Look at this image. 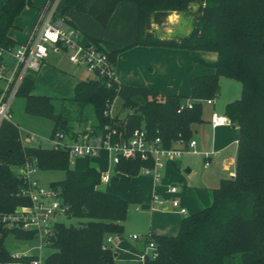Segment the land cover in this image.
I'll use <instances>...</instances> for the list:
<instances>
[{
    "label": "trees",
    "instance_id": "trees-1",
    "mask_svg": "<svg viewBox=\"0 0 264 264\" xmlns=\"http://www.w3.org/2000/svg\"><path fill=\"white\" fill-rule=\"evenodd\" d=\"M33 0H5L0 5V44L6 48L18 43L9 35L16 18ZM120 2H132L137 10V37L129 45L109 51L116 65L120 52L134 45L185 49L193 63L201 62L213 69L190 78V95L167 93L148 85H132L103 76L79 79L71 97H62L55 111V97L34 92L35 82L24 79L18 95L26 99V112L49 118L53 135L62 131L70 136L77 132L94 134L111 130L112 137L127 138L134 129L145 128L150 138L160 136L170 147L179 134L188 142L193 126L203 120V100L217 98L221 76L242 85L239 97L225 105L224 112L239 128L235 175L223 178L213 189L211 205L183 217L174 235L146 234L147 245L154 242L155 257L145 255L141 264H264V0H95L84 7L80 0H66L55 13L64 23L77 27L65 17V11L78 6L92 14L103 26ZM190 14V31L182 36H160L153 25L155 11ZM80 29V28H79ZM81 30V29H80ZM82 32L86 42L100 41ZM214 51L217 59L207 62L196 51ZM121 98L123 116L109 113L115 97ZM188 99L192 108L178 112ZM93 115V128L77 130L75 121L84 112ZM144 123V126L142 125ZM77 131V132H76ZM64 148L34 146L24 143L12 120L0 124V212L13 211L28 203L18 195L23 180L15 168L36 160L38 169H62L64 178L52 182L68 206L65 216L76 224L58 221L49 245L54 251L46 264H115L112 246L103 248L106 237L123 230L130 200L99 188L101 171L89 165L85 170L69 166ZM150 161L122 158L116 170L135 175ZM32 237L34 231L0 222V261L29 262L32 254L14 255L5 245V236Z\"/></svg>",
    "mask_w": 264,
    "mask_h": 264
},
{
    "label": "rangeland",
    "instance_id": "rangeland-1",
    "mask_svg": "<svg viewBox=\"0 0 264 264\" xmlns=\"http://www.w3.org/2000/svg\"><path fill=\"white\" fill-rule=\"evenodd\" d=\"M5 0H0L1 3ZM48 0H33L31 4H28L21 14L16 18L15 25L9 30V35L17 42L22 43L28 39V36L31 33L40 11L45 7ZM84 7L91 5L95 0H80ZM121 3V2H120ZM114 8L107 25H101L95 17L86 12L82 11L78 6L74 5L66 9L65 16L72 21L76 26L80 24L85 25L92 30L96 31L98 34L102 32H110L111 30L116 31L119 29L120 24H115L116 21L122 20L119 16V4ZM66 0L61 1V7L64 8ZM119 11V12H118ZM137 16V15H135ZM129 19V18H125ZM134 26L137 24V17L133 19ZM66 27H72L64 23ZM192 25V18L190 14L184 12L172 11L171 16L168 18V21L163 25H155V29L159 35L165 36H182L187 34ZM78 27V26H77ZM93 27V28H92ZM101 42V41H100ZM104 44V43H103ZM107 46L109 51H113L116 45L104 44ZM185 50V49H183ZM185 52V51H184ZM196 54L199 57H202L205 61H213L217 59V53L214 51H204L198 50ZM180 56H183L181 59L182 69H184L183 76L179 78L178 84L173 87L177 94L190 95V77L197 75L196 73L202 72H211L213 69L206 66L201 62L193 63L192 53L186 51L181 53ZM7 59L11 58L7 56ZM180 67V66H179ZM136 69H143V64L136 66ZM146 73H151L156 67L151 70L149 67H145ZM159 69H165L166 67H159ZM60 71L65 75L64 78L59 77L56 74V71ZM57 71V72H58ZM182 72V71H181ZM143 73V72H140ZM34 73H31L32 76ZM144 74V73H143ZM67 76V77H66ZM92 77L83 66H78L72 63L67 53H60L52 55L48 61L42 66L38 73L34 74L36 81L35 92L37 94L50 95L55 97V111H59L61 106L62 97H71L74 94L75 82L78 79H85ZM242 91V85L239 81L227 77L221 76L219 79V91L217 95V101L215 110L218 112H224L225 105L227 102L240 96ZM26 99L23 95H16L11 101V120L17 125L20 138L25 140L27 135L30 134L33 136V141L29 145L34 146H43V147H52L53 146V122L49 118L33 115L26 112ZM121 98L116 96L110 107V115L112 117H117L118 113L120 117L123 116V112H120ZM213 108L207 105L206 102H203V111L202 118L207 119L211 116ZM94 119L91 112L86 111L81 117V120L75 121L74 126L77 130H83L93 128ZM144 126V123L142 124ZM231 131L235 132L232 127H228ZM213 128L209 125L204 126L203 131L199 134H195L198 140L204 144H210V138L212 139ZM228 141H231L229 138ZM68 142H71L69 139ZM208 144V145H209ZM231 150L235 146L230 147ZM229 148V150H230ZM211 150V149H210ZM213 157V156H212ZM206 158L203 152L200 151H185L179 159L176 160V165L168 166L166 165L162 169V178L159 182L155 183L153 179L142 172L138 174L131 175L129 178L125 174H117L119 179H112L110 182L101 181L99 188L111 192L117 195H120L124 198L130 200L127 218L124 221L123 230L121 232L112 233L111 236L113 239V249L116 250V247H119V244L122 246V252H119L120 257L124 259H130L135 257V260H140L143 258L144 253L151 255V248L147 247L146 249L142 248L143 245L140 244L139 248L136 247L134 240L129 239L128 235L131 234H142L144 231H149L148 228L153 224L154 229L159 228L163 231L168 232V235H174L179 231L181 217L182 215H190L194 212L188 208L186 214H181L177 208L169 207L164 208L162 204L155 203V207L144 206L143 203L151 202L153 196V190L157 189H166L169 185H181L184 188L196 187L200 185H205L207 187H213L220 184V168L222 163L218 164V161L214 160L211 166L207 167ZM89 165L95 166L101 172L107 169L106 162L104 159L100 158H87L81 156H73L69 158V166L77 170H85ZM190 168V172L186 171V168ZM235 169V167H234ZM113 173H115L113 171ZM226 175V174H225ZM230 174H227L228 177ZM65 172L62 169H38L33 177L38 180L40 185L44 187H50L52 182L64 178ZM180 186V187H181ZM170 202V201H169ZM59 219L67 225H73L77 223L75 218L69 217L68 215H60ZM171 222L175 223V228H171ZM107 236V237H108ZM106 237V238H107ZM5 245L6 248L10 251H17L15 245L23 246L25 252L38 256L40 264H46L45 258L52 253L55 249L53 246L47 244L40 247V239L38 235L32 237H18L13 232H9L5 236ZM112 246V244H111ZM124 264V263H122Z\"/></svg>",
    "mask_w": 264,
    "mask_h": 264
},
{
    "label": "built area",
    "instance_id": "built-area-1",
    "mask_svg": "<svg viewBox=\"0 0 264 264\" xmlns=\"http://www.w3.org/2000/svg\"><path fill=\"white\" fill-rule=\"evenodd\" d=\"M58 2L59 0H48L25 42L18 43L11 48L0 44V124L5 119H11V101L18 94L24 79L30 78L31 73L38 71L51 54L67 53L72 63L83 66L92 76H103L108 80H116V65L104 44L86 42L83 40L79 28L66 27L62 18H55V13L58 12ZM7 56L11 59L8 60ZM203 102L212 104L214 98L205 99ZM186 107L192 108L193 101L188 99L181 104L178 112ZM210 124L216 128L231 124V121L225 113L214 110L211 114ZM112 134L113 131L109 129L91 135L78 131L76 136L57 131L53 136L52 147L66 149L70 158L73 156L96 157L106 150L110 153V162L114 167L122 158L129 159L140 156L142 160L151 162V164L143 165L140 172L150 176L155 183L161 180L162 169L166 163L176 160L185 151H197L195 149L197 140L190 139L185 142L181 134L173 140L170 147L164 146L160 136L150 138L145 128L134 129L127 138L114 139ZM33 139V136L28 134L23 142L30 144ZM69 139L71 142H68ZM37 170L35 159L15 168L16 174L23 180V186L18 195L26 198L28 203L19 205L10 212H0V222L23 230L34 231L38 235L40 247H42L50 244L54 227L60 221L59 216L65 215L68 206L63 203L58 190L40 185L38 180L33 177ZM112 179L113 170L101 173L103 182L107 183ZM165 192L169 197H163L159 192H154L148 206L153 208L155 203L163 205L170 201L171 205L177 208L180 213H187V209L181 205L178 197L179 185H169ZM132 236L133 238L141 237L137 234ZM111 242L112 237L108 236L103 248L111 246ZM147 247L152 250L150 256L155 257L157 252L154 242L150 241ZM14 255L19 256L20 254L16 252ZM145 255L147 254L144 253L142 261ZM0 264H40V260L35 258L29 262L0 261Z\"/></svg>",
    "mask_w": 264,
    "mask_h": 264
},
{
    "label": "crops",
    "instance_id": "crops-1",
    "mask_svg": "<svg viewBox=\"0 0 264 264\" xmlns=\"http://www.w3.org/2000/svg\"><path fill=\"white\" fill-rule=\"evenodd\" d=\"M61 1L62 0H59L58 5H57V11L58 12H60L63 9L61 7ZM87 6L89 7V5H87ZM118 6L120 7L119 8L120 12L118 11L119 16H120V18H122V20L116 21L114 23V25L117 23L120 24L119 29H117L116 31L111 30L110 32H106V33L102 32V34L101 33L98 34L96 31H94L91 28H89L85 25H82L80 23L77 26L81 30H83L84 32L88 33L89 35H91L94 38L101 41V43L116 45L115 49H117L121 46H126L129 44H132L136 40V37H137V24L135 27L134 22H133V19L134 18L136 19V17H137V16H135V15H137L136 6L132 2H121ZM126 17L129 19H125ZM154 28H155V25H154ZM161 36L166 37L165 35H161ZM104 46L107 49V46L106 45H104ZM107 50L109 51V49H107ZM184 51L186 52L187 50L178 49V48H170V47H161V46L134 45V46H132L128 49H125L119 53V55L117 57V61H116V66H115L116 80L120 83H127V84H132V85H148V86L156 87L163 92L175 93L176 91L172 88L178 84L177 82L179 81L180 76L181 75L183 76V74H184V69L181 68L182 65L180 63L181 59H183L182 58L183 56H180V55H181V53H185ZM52 55H55V54H51L45 60L44 64L48 61V59ZM215 60L207 61V62H214ZM142 64H143V69H140V71H139V69H136V66H138V65L140 66ZM42 66H41V68H42ZM163 66L166 67V70L165 69H162V70L159 69V67H163ZM145 67H149L151 70H153V68L156 67V69H154L151 73H146L145 69H144ZM40 69L38 71H36L35 73H38L40 71ZM57 71H56V74L59 75V77H62V78L65 77L66 74H64L60 71H58V72ZM140 72H143L144 74L140 73ZM206 73H210V71L206 72ZM34 74L30 77L32 79H34V82H35L34 92H35L36 81L34 78ZM196 74L202 75L205 73L198 72ZM191 77H192V75H191ZM78 80L75 82V85L78 82ZM216 101H217V98L214 99V102L212 104L207 103V105H209L210 107L213 108L212 112L215 110ZM210 118H211V116H209L206 120L203 119L201 122L196 123L193 126V137H192V139L197 140V144L195 146V149L198 152L199 151L201 153L203 152V154L205 155V158H206V162H208L207 167L211 166V164L213 162V157H214V160L218 161V164L222 163V166L219 170L220 176H222V175L225 176V177H221L222 179L227 178L226 177L227 174H230L228 177L233 176V174H235L234 167L236 166V155H237V147H238L239 128L232 123L213 128L210 124ZM205 124L209 125L214 130L213 135H212V139L210 138V141H211L210 144H209V140H208L209 145L206 143L202 144L198 140L197 136H195V134H199L200 131L201 132L203 131ZM228 127H232V129L235 132L231 131ZM229 138L231 139V141H228ZM232 146H235V148L233 150H231V148H230ZM229 148H230V150H229ZM206 152L208 153L207 155H206ZM91 158L104 159V161L106 162V165H107V169H105L104 171L113 170L115 172V173H113V179H119V176L117 175L119 173L125 174L129 178L131 177V175L115 169L114 165L110 162V153L106 150H103L100 155H98L96 157H91ZM179 158H177V159H179ZM176 160H174L172 162H168V163H166V165H168V166L174 165L175 166ZM188 169H189V171H187V172H190V168H188ZM150 179H152V178L150 177ZM217 186L207 187L205 185H200V186L190 187V188H187V187L184 188L181 186L180 192L178 194V197L180 199V203L182 206H184L187 209V212H188V208H190L191 211L195 213V212L211 205V203L213 201V189ZM154 192H159L163 197H169V195L166 194L165 189L155 188L153 190V193ZM148 204H149V202L143 203L144 206H146ZM163 206H164V208L172 207V205L169 201H167L165 204H163ZM181 214H183V213H181ZM185 216H187V215H182L181 221H182L183 217H185ZM174 226H175V223L173 224L171 222L172 230H173V228H175ZM148 230L149 231H144V232H142V234H139V236H141L140 238H133L132 235H134V234H131V233L128 235V237H129V239H132L135 242H137L136 243L137 248L141 247L139 245L142 244L143 245L142 248L146 249L147 248V242L145 239L146 234H148V235L149 234H165V235H168V232L163 231V229H159V228L154 229L153 224L148 228ZM111 244H112V248H113V239H112ZM122 250L123 249H122L121 244H119V247H116V250H114V252H115V264H122V263H124V264H141L142 263V259L135 260L134 259L135 257L127 259V260L124 258H121L119 252H122ZM13 252H17L19 254H29V253L25 252V249H17V251H13Z\"/></svg>",
    "mask_w": 264,
    "mask_h": 264
},
{
    "label": "water",
    "instance_id": "water-1",
    "mask_svg": "<svg viewBox=\"0 0 264 264\" xmlns=\"http://www.w3.org/2000/svg\"><path fill=\"white\" fill-rule=\"evenodd\" d=\"M172 11L158 10L155 11L152 15L153 25H163L168 21V18L171 16ZM161 36V35H160ZM186 171H189L187 168ZM15 249H23V246L15 245Z\"/></svg>",
    "mask_w": 264,
    "mask_h": 264
}]
</instances>
